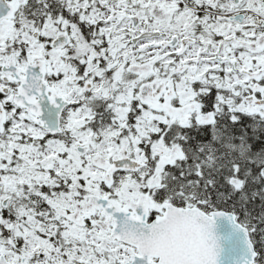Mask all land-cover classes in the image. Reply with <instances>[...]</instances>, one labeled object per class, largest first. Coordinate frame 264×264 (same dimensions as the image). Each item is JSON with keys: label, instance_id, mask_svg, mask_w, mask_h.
<instances>
[{"label": "snow or ice", "instance_id": "snow-or-ice-1", "mask_svg": "<svg viewBox=\"0 0 264 264\" xmlns=\"http://www.w3.org/2000/svg\"><path fill=\"white\" fill-rule=\"evenodd\" d=\"M0 264H264V0H0Z\"/></svg>", "mask_w": 264, "mask_h": 264}]
</instances>
